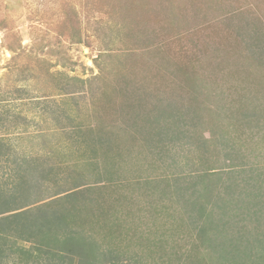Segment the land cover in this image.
Wrapping results in <instances>:
<instances>
[{
	"label": "rangeland",
	"instance_id": "374dc122",
	"mask_svg": "<svg viewBox=\"0 0 264 264\" xmlns=\"http://www.w3.org/2000/svg\"><path fill=\"white\" fill-rule=\"evenodd\" d=\"M0 140V210L26 206L50 246L264 264V218L220 187L264 200L227 159L264 172V0H0ZM17 234L5 264L34 248Z\"/></svg>",
	"mask_w": 264,
	"mask_h": 264
},
{
	"label": "trees",
	"instance_id": "16d2710c",
	"mask_svg": "<svg viewBox=\"0 0 264 264\" xmlns=\"http://www.w3.org/2000/svg\"><path fill=\"white\" fill-rule=\"evenodd\" d=\"M214 134L212 133L213 137ZM2 142V140H0V143ZM231 154L228 155V165L229 167H232V169H234L235 167H241L243 172L249 171L248 176L250 177V181H254L256 182L258 180L257 177H260L264 172L262 169L258 168V165H249V166H244L239 164L238 162H235L234 160L231 159ZM258 166V167H257ZM246 167V168H245ZM219 168H212L209 171H204L201 173V176L205 177L203 179V185H205L207 178L206 177H211L212 175H218V170ZM257 171L259 172V174L257 175ZM226 173V172H225ZM224 173V174H225ZM235 173V172H233ZM242 173V172H241ZM256 173V174H255ZM221 174V173H220ZM219 174V175H220ZM227 174V179L225 180V183L220 186V187H225V193H226V197L227 199H230V201H232L233 198L238 197L237 198V204L239 206V208L241 206H245L246 209H248L251 212V216H254L257 221L261 220V216L264 218V200H261V191H248L247 194L246 192H244L243 190L245 189L242 182L239 180V178L235 177L234 179H230L229 177V173ZM244 176H242L243 178ZM229 178V180H228ZM228 180V181H227ZM246 180V177H244L243 181ZM260 183V184H259ZM263 182H257V186L260 185V187H262L261 185ZM256 184H250V185H256ZM248 186V184H247ZM190 189V188H189ZM205 192H207L209 190V188H205ZM64 192V191H62ZM62 192H59L58 194H55L54 196H58L59 194H61ZM204 192L203 197L206 198L207 194ZM203 193V192H202ZM208 193V192H207ZM209 194V193H208ZM239 195V196H238ZM264 196V194H263ZM225 200V199H224ZM230 202H226L224 204V206L222 207L223 210L228 211L230 209L231 206H229ZM4 206V205H2ZM26 206H22V207H16V206H12V207H4L2 210H0V215H3L5 213V216H1L0 217V264H5V260L3 259L4 256H6L7 252H6V248H4L2 245L7 244V240L10 239L11 237H16V234L19 233L20 235H18V240L21 241H33L35 243L34 248L33 249H29L26 248L25 245L20 246L18 245L17 247H14L13 244H10L11 249H13V251L15 252H19V254H17L19 260L21 261H25L23 262L24 264H117L116 260H107L106 255L107 254H86V253H82V249L79 248H75L73 245H71V250H64V249H59V248H55L54 246H50L49 242H46L44 240H42L37 233V229H33L29 224H32V222H30L31 219V213L28 214V211L26 209H24ZM206 208L205 206H202V208H200L201 214H204V211ZM253 209H256L255 212H253ZM205 218L202 221V225L203 226H207V223H209L211 220H207V216L206 214ZM203 216V215H202ZM230 223V222H229ZM244 224V223H243ZM16 227H13V226ZM29 225V226H28ZM214 225L217 227L218 230H220V232L222 231L221 229V223L218 222H214ZM213 225V226H214ZM28 226V227H27ZM260 226V225H258ZM200 227V229H201ZM264 227V226H263ZM206 228V227H205ZM246 228V229H245ZM252 228L249 225H243V228L241 230V232H239L242 236L244 237L243 241H239V245L237 244L235 246V249L233 248V251H231L230 253H224V254H240L241 252H243V247L246 246L247 244V230H249V233H251ZM261 229V234H264V228H260ZM205 230V229H204ZM200 230V236H203L201 234ZM259 232V231H256ZM77 233V231H71V233H69L68 236H66V238H71L72 236H74ZM205 234V233H204ZM235 237H237V239L239 240L240 236H237L236 234H233ZM251 235V234H250ZM253 235V233H252ZM257 236V235H256ZM260 236V235H259ZM204 237V236H203ZM264 235H261V238H263ZM260 238V240H261ZM264 239V238H263ZM9 243V241H8ZM248 243H250V241H248ZM71 244H73L71 242ZM64 248V247H63ZM79 250V251H78ZM106 257V258H105ZM105 258V261L103 262ZM229 259H233V256L228 257ZM16 264H20V262H16Z\"/></svg>",
	"mask_w": 264,
	"mask_h": 264
}]
</instances>
